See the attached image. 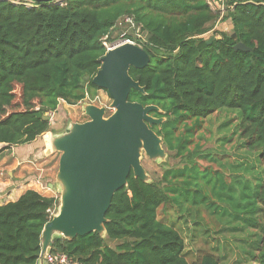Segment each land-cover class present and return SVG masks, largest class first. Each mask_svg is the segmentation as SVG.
<instances>
[{
    "label": "trees",
    "instance_id": "obj_1",
    "mask_svg": "<svg viewBox=\"0 0 264 264\" xmlns=\"http://www.w3.org/2000/svg\"><path fill=\"white\" fill-rule=\"evenodd\" d=\"M30 1L31 7L0 0V156L48 134L43 117L59 102L75 106L95 99L100 89L92 78L106 53L102 42L113 41L116 22L131 17L150 62L130 68L144 94L131 90L128 101L160 109L151 115L164 121L151 129L167 156L181 163L150 183L130 173L105 214V236L55 238L50 255L79 264H189L175 225L190 212L184 203L201 201L190 194L194 189L209 195L192 203L194 225L202 227L203 212L227 231L250 235L248 254L254 264H264V0H220L222 14L208 0ZM225 24L228 33L220 28ZM237 43L250 51H235ZM221 113L237 121L225 118L219 125L218 132H225L221 147L235 137L242 162L203 149L202 130ZM57 204V198L28 190L0 206V264H37L41 232ZM196 264L223 263L206 254Z\"/></svg>",
    "mask_w": 264,
    "mask_h": 264
},
{
    "label": "water",
    "instance_id": "obj_2",
    "mask_svg": "<svg viewBox=\"0 0 264 264\" xmlns=\"http://www.w3.org/2000/svg\"><path fill=\"white\" fill-rule=\"evenodd\" d=\"M233 48L250 51L242 43ZM149 62L148 54L137 45L124 43L107 51L92 84L108 94L109 106L82 102L85 121L69 122L63 133L47 136L48 153L59 154L54 183L49 185L58 194V204L42 229L37 264H47L55 238L70 241L93 232L104 237L105 214L115 192L127 186L129 174L152 182L141 165L142 155L155 162L167 158L162 138L151 129L164 121L151 115L161 113L160 109L128 101L131 90L144 94L129 75L130 68L142 69ZM107 110L112 113L106 115Z\"/></svg>",
    "mask_w": 264,
    "mask_h": 264
},
{
    "label": "rangeland",
    "instance_id": "obj_3",
    "mask_svg": "<svg viewBox=\"0 0 264 264\" xmlns=\"http://www.w3.org/2000/svg\"><path fill=\"white\" fill-rule=\"evenodd\" d=\"M11 1L14 4L17 3H23L24 5H27L29 7L33 6L30 0H7ZM22 1V2H20ZM61 3V0H55V3ZM215 7V6H214ZM217 25V24H216ZM216 29V28H215ZM226 32H230L229 30H226ZM119 34L118 30L114 29L113 33L111 34V38H113V41ZM97 97L99 98L95 102V105L98 103H101L105 107H108L111 103V99L109 98L108 94L100 90L97 93ZM98 106V105H97ZM112 113L111 110L106 111V115H110ZM46 116L49 117V126H50V132L52 131L53 134L55 133H63L68 123L71 120H78L80 122H83L86 120L85 116L83 115L81 103L77 104L75 106H63V108L56 109L53 113H48ZM228 119L232 123H236V117L234 114H214L212 115L206 125L205 128L202 130V132L205 134L204 138L207 140L204 144L205 150H210L211 152H215V154H228L230 155L231 162L233 160H237L238 162L244 161L242 158L244 155L243 153H240L239 151L234 150L233 148L238 147V144L236 143V138L233 137V141L231 144H227L226 146L221 147L222 138L225 136L224 131L218 132L219 125L224 122V120ZM233 132V124L230 127L229 132L226 136L230 135ZM203 144V141H202ZM165 149V148H164ZM54 161V171L57 172V164L59 159V154H55ZM229 158H224L223 162H227ZM199 163L202 166H206L207 163L199 160ZM141 165L145 169L147 175L150 177L151 181L158 180L163 170L169 167L173 166H181V163H179L177 160L170 159L168 156L164 161H151L148 159L145 155H142L141 158ZM200 186H205L206 191L208 193L211 192V187L206 186L203 182ZM202 189V187H201ZM190 193L194 195L197 198H201L200 202H205V200L208 198L209 195L203 191V194H196L194 193V189ZM203 190V189H202ZM215 194H221V191L219 188H216ZM239 193L235 192L232 197L236 198ZM212 195V193H211ZM202 197H205V199H202ZM213 197V195H212ZM215 198V197H213ZM211 199V196L209 197V200ZM197 201H188L184 203V208H187V205L190 207V212L187 214V211L182 212L179 218V222L176 223L175 229L180 233L182 238L185 242V250L184 253L186 254V260L189 264H196L198 259L206 254L214 255L219 259V261L223 264H254V262L251 260L250 254L248 252L252 251V248H250L252 241L254 240L253 237H250V235L242 234V232H233V231H227L226 226L221 223L218 218L215 220L213 217L207 216L203 214L201 217V225L198 223V225H194L193 217L194 214H196V209L193 208L194 206L192 203ZM197 202V203H200ZM229 207L228 205H226ZM196 207V206H195ZM231 207V208H230ZM229 210L230 213L233 211V214L238 213L239 209L230 206ZM232 209V210H231ZM204 210V209H203ZM206 212V211H205ZM197 215V214H196ZM175 216V215H174ZM159 217L162 218V215L159 213ZM200 217V214H199ZM175 220V217L173 219ZM183 220H186V224H183ZM249 230V229H248ZM247 230V231H248ZM247 253V254H246Z\"/></svg>",
    "mask_w": 264,
    "mask_h": 264
},
{
    "label": "crops",
    "instance_id": "obj_4",
    "mask_svg": "<svg viewBox=\"0 0 264 264\" xmlns=\"http://www.w3.org/2000/svg\"><path fill=\"white\" fill-rule=\"evenodd\" d=\"M213 1L217 8L220 0ZM219 26L218 23L215 28ZM220 28L226 31L231 27L225 24ZM63 106L69 107L61 101L57 109ZM49 134L30 143L13 146L0 156V206L17 201L28 190L44 197L56 196V190L49 186L54 183L56 174L52 162L56 155L48 153L46 146Z\"/></svg>",
    "mask_w": 264,
    "mask_h": 264
},
{
    "label": "built area",
    "instance_id": "obj_5",
    "mask_svg": "<svg viewBox=\"0 0 264 264\" xmlns=\"http://www.w3.org/2000/svg\"><path fill=\"white\" fill-rule=\"evenodd\" d=\"M208 2H209V5L211 6L212 9L220 11L221 14L224 12L223 5L218 6L216 8L213 0H208ZM25 6H27V5H25ZM114 28L116 30H118V32H119V34L117 35L115 40L109 42L106 38H104V40L102 42L106 52L115 48L116 46H119V45L124 44V43H129V44L140 46L141 39L143 40V38H142V35L140 32V27L135 23L133 18H131V17L120 18L116 22ZM97 96L92 101L85 99L83 102H88V103L95 105V102H98L97 100L99 99ZM97 105L100 106L102 104L98 103ZM54 198L58 199L57 193H56V196ZM53 213H54V211H53ZM46 263L47 264H79V263L72 262L65 255H59V254L56 256L49 255L46 259Z\"/></svg>",
    "mask_w": 264,
    "mask_h": 264
}]
</instances>
